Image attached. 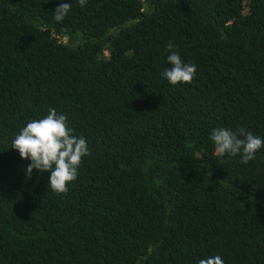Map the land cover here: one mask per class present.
<instances>
[{
  "label": "trees",
  "instance_id": "trees-1",
  "mask_svg": "<svg viewBox=\"0 0 264 264\" xmlns=\"http://www.w3.org/2000/svg\"><path fill=\"white\" fill-rule=\"evenodd\" d=\"M50 109L89 147L64 193L11 147ZM215 128L264 138V0H0V264H264V148Z\"/></svg>",
  "mask_w": 264,
  "mask_h": 264
},
{
  "label": "clouds",
  "instance_id": "clouds-1",
  "mask_svg": "<svg viewBox=\"0 0 264 264\" xmlns=\"http://www.w3.org/2000/svg\"><path fill=\"white\" fill-rule=\"evenodd\" d=\"M86 2L79 0L82 7ZM69 10V3L59 4L54 10V19L62 20ZM173 47L168 45L166 60L171 67L162 71V77L172 85L191 82L196 74V65L183 61L178 52L171 51ZM210 140L218 155L239 156L244 164L255 159L257 152L264 148V138L244 129L237 133L228 128H215ZM11 147L22 159L29 161L26 176L30 177L34 169L41 173L50 172L47 187L56 193L67 191V185L78 175L82 158L89 154L86 139L75 135L68 126L67 117L55 109H50L43 118L28 121L13 138ZM200 264H223V261L217 256L201 260Z\"/></svg>",
  "mask_w": 264,
  "mask_h": 264
}]
</instances>
